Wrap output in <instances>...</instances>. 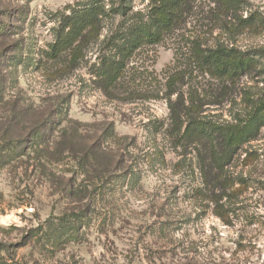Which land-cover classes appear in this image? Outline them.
Returning <instances> with one entry per match:
<instances>
[{
  "label": "rangeland",
  "instance_id": "1",
  "mask_svg": "<svg viewBox=\"0 0 264 264\" xmlns=\"http://www.w3.org/2000/svg\"><path fill=\"white\" fill-rule=\"evenodd\" d=\"M186 1L152 44L157 0H0V264H264V0ZM257 112L224 211L186 124Z\"/></svg>",
  "mask_w": 264,
  "mask_h": 264
},
{
  "label": "trees",
  "instance_id": "2",
  "mask_svg": "<svg viewBox=\"0 0 264 264\" xmlns=\"http://www.w3.org/2000/svg\"><path fill=\"white\" fill-rule=\"evenodd\" d=\"M186 5V0H157V8L155 9L154 15L152 17V23L143 24L139 36L144 37L145 41L150 43H159L162 35L165 30L174 29L176 19H177V8ZM90 13V12H86ZM97 16H89L85 19L83 16L81 18V25H87V21L96 19ZM57 46L60 47L58 52L63 51L66 46V43H59ZM55 46V50L58 48ZM56 54V53H55ZM230 52L224 54V56L215 52L214 54L208 55L205 57V62L210 65V67L217 68V72L223 75L227 74H236L240 71H244L250 67V64L242 56L229 57ZM122 61V59H121ZM111 67L108 68L107 73H113L118 75L120 70L121 62L112 60L110 62ZM118 77V76H117ZM115 80L116 77L114 76ZM259 112H257L253 117V125L239 123L237 125L222 127L215 125L200 124L199 122H189L186 124V133L195 132L198 135H206L207 137H200L201 141L213 142V148L208 150L205 154L204 163H205V178L208 177V173L211 175V183L217 184V189L219 195H216V190L212 191V194L215 195L212 202L215 204V207H219L225 211L226 204H219L220 201L224 198L223 194L226 193L229 185L224 186V178L218 177L219 174L224 172L225 168L233 162L234 155L237 154L240 150L243 149V146L249 143L252 138L255 137L254 133H257L259 122H257L256 117ZM260 120L264 121V116ZM204 127H208L209 133L205 132ZM188 136V135H186ZM218 143V145H217ZM215 144V145H214ZM212 145V144H211ZM215 146V147H214ZM219 147V148H218ZM206 162L207 167H206ZM227 183V182H226ZM209 184V183H208ZM206 184V185H208ZM225 197L229 199L230 194H225ZM219 217L224 219L222 213H218Z\"/></svg>",
  "mask_w": 264,
  "mask_h": 264
}]
</instances>
